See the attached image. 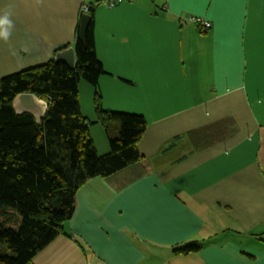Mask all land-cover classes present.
Masks as SVG:
<instances>
[{"label": "crops", "instance_id": "0c3cea01", "mask_svg": "<svg viewBox=\"0 0 264 264\" xmlns=\"http://www.w3.org/2000/svg\"><path fill=\"white\" fill-rule=\"evenodd\" d=\"M98 1L103 107L145 117L143 161L81 187L66 234L33 264H264V0H0L14 24L0 79L73 46ZM192 241L197 253H175Z\"/></svg>", "mask_w": 264, "mask_h": 264}, {"label": "trees", "instance_id": "16d2710c", "mask_svg": "<svg viewBox=\"0 0 264 264\" xmlns=\"http://www.w3.org/2000/svg\"><path fill=\"white\" fill-rule=\"evenodd\" d=\"M101 4L89 5L92 19L85 45L79 39L84 13L78 20L75 68L54 60L67 45L47 64L0 79V264H33L35 255L66 234L81 187L143 161L137 147L147 129L145 117L103 107L99 79L106 71L97 57L94 33V13ZM81 82L93 89V121L81 111ZM25 93L47 103L41 123L30 114L15 112L14 99ZM91 124L102 127L109 142L107 154L97 152ZM177 141L185 142L182 137ZM200 249L192 241L175 253L188 255Z\"/></svg>", "mask_w": 264, "mask_h": 264}, {"label": "water", "instance_id": "95a60500", "mask_svg": "<svg viewBox=\"0 0 264 264\" xmlns=\"http://www.w3.org/2000/svg\"><path fill=\"white\" fill-rule=\"evenodd\" d=\"M92 16L88 13L83 14L80 19L79 39L82 45L86 44L87 31ZM56 63H63L68 68L73 69L76 66L75 47L69 46L67 49L58 52L54 58ZM13 108L18 115L30 114L38 123H41L46 116L48 105L34 94H20L13 101Z\"/></svg>", "mask_w": 264, "mask_h": 264}, {"label": "clouds", "instance_id": "9594fccd", "mask_svg": "<svg viewBox=\"0 0 264 264\" xmlns=\"http://www.w3.org/2000/svg\"><path fill=\"white\" fill-rule=\"evenodd\" d=\"M13 21L10 19V13L5 11L0 15V41L7 42L12 36Z\"/></svg>", "mask_w": 264, "mask_h": 264}, {"label": "rangeland", "instance_id": "374dc122", "mask_svg": "<svg viewBox=\"0 0 264 264\" xmlns=\"http://www.w3.org/2000/svg\"><path fill=\"white\" fill-rule=\"evenodd\" d=\"M198 21H200V20H198ZM200 22L203 23V21H200ZM207 23H210V22H207ZM210 25H211V23H210ZM202 27L204 30H208L209 28H211V26L209 28H206L204 26V24ZM82 83H84V82H82ZM84 84H87V83H84ZM88 86H89V88H92V87H90V85H88ZM79 93H80L81 107H83V110L86 111V109L88 107V103H89V96L86 94L87 92H85V90H81ZM91 125H94V124H91ZM95 125H97L99 128H102L99 124H95Z\"/></svg>", "mask_w": 264, "mask_h": 264}, {"label": "built area", "instance_id": "2783aa9c", "mask_svg": "<svg viewBox=\"0 0 264 264\" xmlns=\"http://www.w3.org/2000/svg\"><path fill=\"white\" fill-rule=\"evenodd\" d=\"M125 1H132V0H108V3H109L110 7H113V6H116V5H118L122 2H125ZM82 12L84 14L88 13L89 12V6H87V5L83 6ZM192 21L197 22L198 20L192 18ZM203 24L206 28H209L211 26L210 23H207V22H203Z\"/></svg>", "mask_w": 264, "mask_h": 264}]
</instances>
